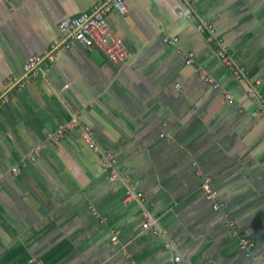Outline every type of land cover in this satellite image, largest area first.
<instances>
[{"label":"crops","instance_id":"obj_1","mask_svg":"<svg viewBox=\"0 0 264 264\" xmlns=\"http://www.w3.org/2000/svg\"><path fill=\"white\" fill-rule=\"evenodd\" d=\"M101 1L0 0V96L10 95L0 107V264H172L165 237L141 228L145 208L193 264H264V118L246 93L260 79L264 96V0H125L126 14L106 17L128 52L119 64L58 30ZM200 22L246 78L234 79ZM33 55L54 61L17 91ZM73 118L128 181L109 180L80 129L51 137ZM128 188L143 198L126 202ZM241 236L254 242L248 257Z\"/></svg>","mask_w":264,"mask_h":264},{"label":"built area","instance_id":"obj_2","mask_svg":"<svg viewBox=\"0 0 264 264\" xmlns=\"http://www.w3.org/2000/svg\"><path fill=\"white\" fill-rule=\"evenodd\" d=\"M111 11L117 12L120 15L127 13V5L125 0H102L101 3L94 7L88 13H80L69 19L62 20L58 23V30L64 37H69L73 42L79 43L86 49H98L101 51L107 60L113 64H119L126 60L128 52L120 37L111 29L107 22V14ZM196 29L199 33L205 36V40L215 45L216 55L220 61L229 70L235 80H242L246 78L243 69L235 66L231 55L227 52V49L222 44L221 40L215 37V28L211 23L200 22L197 24ZM165 42L175 44L177 39H164ZM54 61L53 55H47L46 58L39 55H33L28 58L23 67V78L17 87V91H20L24 86L29 84L33 78H35L39 72L40 65L44 63L46 66ZM192 54L185 56V63L190 65L194 64ZM198 77L207 85L213 89H219L220 85L215 79L204 69L202 66L196 68ZM261 84L260 79H253L248 82L246 93L247 96L253 101L255 105L254 113L257 117L264 118V96L258 91V87ZM221 92L225 99L232 100V96L229 92L221 89ZM10 95L0 96V107L5 105L9 101ZM73 129H80L81 137L85 145L92 152L99 155V161L102 168L107 171L108 178L111 182L116 181L119 177L123 181H128L127 176L121 177L116 167L115 155L106 149H101L94 141L92 137V131L88 126H81L79 121L75 118L69 120L66 123L58 125L53 131L51 137L55 140L61 139L66 133ZM43 145H36L31 149L30 160L34 161L41 153ZM20 168H14L12 170L13 175H18ZM201 191L204 198L209 201L212 208L216 211L221 210L222 204L217 199V192L211 187V179L204 177L202 179ZM143 198V195L139 191H133L127 189L125 191V201H139ZM143 230L150 231L155 236H164V247L171 253L172 264H193L189 259L184 258L180 251L178 243L172 239L166 231L161 229L158 225V219L147 209H143L142 213ZM230 230L235 233V224L233 221L229 222ZM112 240H116V236L112 237ZM238 247L245 254L250 256L254 247V242L245 236L238 238Z\"/></svg>","mask_w":264,"mask_h":264}]
</instances>
